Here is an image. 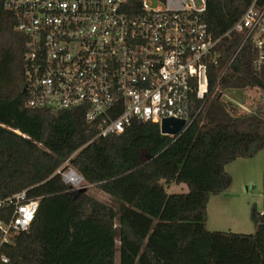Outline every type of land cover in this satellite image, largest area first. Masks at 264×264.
<instances>
[{
    "label": "trees",
    "instance_id": "1",
    "mask_svg": "<svg viewBox=\"0 0 264 264\" xmlns=\"http://www.w3.org/2000/svg\"><path fill=\"white\" fill-rule=\"evenodd\" d=\"M251 1L206 0L211 36H222ZM18 22L0 0V200L24 189L39 199L29 227L2 245L8 264H115L116 250L118 264H264V212L252 210L253 233L206 228L209 196L231 181L224 166L264 149V113L236 116L221 100L227 88L264 90L249 44L230 61L239 37L220 38L207 93L179 134L144 122L96 137L79 109L28 105ZM66 159L115 207L65 183L56 170ZM170 183L188 191L167 193ZM12 209L0 208V218L8 222Z\"/></svg>",
    "mask_w": 264,
    "mask_h": 264
},
{
    "label": "built area",
    "instance_id": "2",
    "mask_svg": "<svg viewBox=\"0 0 264 264\" xmlns=\"http://www.w3.org/2000/svg\"><path fill=\"white\" fill-rule=\"evenodd\" d=\"M4 6L18 13L16 28L25 36L28 105L79 109L96 124V137L132 123H157L160 131L167 117L184 119L177 134L185 130L193 102L207 93V65L216 62L222 37H239L230 61L249 44L253 69L264 74V0H252L219 38L203 20L206 0H4ZM56 172L74 188L84 183L68 159ZM38 202L25 189L0 200V208H13L8 222L0 218V264L9 262L2 245L29 227Z\"/></svg>",
    "mask_w": 264,
    "mask_h": 264
},
{
    "label": "crops",
    "instance_id": "3",
    "mask_svg": "<svg viewBox=\"0 0 264 264\" xmlns=\"http://www.w3.org/2000/svg\"><path fill=\"white\" fill-rule=\"evenodd\" d=\"M229 186L209 196L206 228L209 231L253 233L251 212H264V149L252 157H239L224 166ZM167 193L187 192L184 183L165 185Z\"/></svg>",
    "mask_w": 264,
    "mask_h": 264
},
{
    "label": "rangeland",
    "instance_id": "4",
    "mask_svg": "<svg viewBox=\"0 0 264 264\" xmlns=\"http://www.w3.org/2000/svg\"><path fill=\"white\" fill-rule=\"evenodd\" d=\"M221 100L225 108L233 115H246L253 113H264V90L256 87L227 88L222 92ZM82 181V180H81ZM81 186V187H80ZM76 187L86 191L96 199L115 207L114 202L108 195L92 185H84L80 182ZM118 241L116 240V249ZM115 264H118V251L115 253Z\"/></svg>",
    "mask_w": 264,
    "mask_h": 264
},
{
    "label": "water",
    "instance_id": "5",
    "mask_svg": "<svg viewBox=\"0 0 264 264\" xmlns=\"http://www.w3.org/2000/svg\"><path fill=\"white\" fill-rule=\"evenodd\" d=\"M183 124L184 119H177L173 117L163 118L160 125V131L161 133L175 135L179 132Z\"/></svg>",
    "mask_w": 264,
    "mask_h": 264
},
{
    "label": "bare ground",
    "instance_id": "6",
    "mask_svg": "<svg viewBox=\"0 0 264 264\" xmlns=\"http://www.w3.org/2000/svg\"><path fill=\"white\" fill-rule=\"evenodd\" d=\"M76 178H77V179H80V177H79L78 175H76Z\"/></svg>",
    "mask_w": 264,
    "mask_h": 264
}]
</instances>
